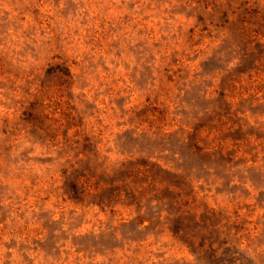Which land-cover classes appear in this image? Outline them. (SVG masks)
<instances>
[{
	"label": "rangeland",
	"instance_id": "rangeland-1",
	"mask_svg": "<svg viewBox=\"0 0 264 264\" xmlns=\"http://www.w3.org/2000/svg\"><path fill=\"white\" fill-rule=\"evenodd\" d=\"M0 264H264V0H0Z\"/></svg>",
	"mask_w": 264,
	"mask_h": 264
},
{
	"label": "trees",
	"instance_id": "trees-1",
	"mask_svg": "<svg viewBox=\"0 0 264 264\" xmlns=\"http://www.w3.org/2000/svg\"><path fill=\"white\" fill-rule=\"evenodd\" d=\"M124 170H117V172L122 173ZM152 170H138L137 172H135V175H132L133 173H131V175L129 177H133V183L135 184L134 188H131L130 191L129 190H125V194L127 199H129L131 202L129 203L130 205H134L136 203V201H140L142 196L147 192V190L150 189V186L152 185L155 188V182H157L155 180V178H152V175H150L149 173H151ZM142 175L141 178L139 179L138 176ZM128 178V177H127ZM151 179V181L149 182V180ZM121 180L122 182L125 183V179H121L119 178L118 180H114V181H119ZM147 182H149V187L148 188H143L144 184H146ZM142 189V190H140ZM156 190V189H155ZM116 194L114 193L115 197L119 196L121 194L120 190H116ZM139 194V195H138ZM178 232V231H177Z\"/></svg>",
	"mask_w": 264,
	"mask_h": 264
}]
</instances>
